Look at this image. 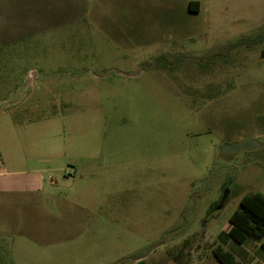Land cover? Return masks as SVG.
Instances as JSON below:
<instances>
[{
  "label": "rangeland",
  "instance_id": "obj_1",
  "mask_svg": "<svg viewBox=\"0 0 264 264\" xmlns=\"http://www.w3.org/2000/svg\"><path fill=\"white\" fill-rule=\"evenodd\" d=\"M34 3L9 23L0 264L260 248L227 232L240 199L264 194V0Z\"/></svg>",
  "mask_w": 264,
  "mask_h": 264
},
{
  "label": "crops",
  "instance_id": "obj_2",
  "mask_svg": "<svg viewBox=\"0 0 264 264\" xmlns=\"http://www.w3.org/2000/svg\"><path fill=\"white\" fill-rule=\"evenodd\" d=\"M29 2L30 0H0V102L9 93V23L13 22L11 19L14 16L13 14L23 13L26 10L37 12L38 4H29ZM31 6H34V8L27 9ZM0 161L4 163L7 160H2L1 158ZM10 172L6 169H0V212L3 214L9 212V194L15 189L13 181L10 178L7 180V177L11 175ZM6 218L9 219V217ZM1 230L0 234L2 233ZM248 241L249 238L239 245H244ZM249 243L244 245V247L241 246V248L229 252L241 264H264V254L261 252V247L258 248L256 245V248L253 249L249 246L252 243Z\"/></svg>",
  "mask_w": 264,
  "mask_h": 264
},
{
  "label": "trees",
  "instance_id": "obj_3",
  "mask_svg": "<svg viewBox=\"0 0 264 264\" xmlns=\"http://www.w3.org/2000/svg\"><path fill=\"white\" fill-rule=\"evenodd\" d=\"M199 4L196 1L188 3L190 12H197ZM230 228L228 237L237 244L249 238L259 241L264 236V194L251 192L244 195L236 209L229 217ZM264 250V242L260 243ZM213 256L220 264H241L234 256L222 247L217 246L212 250ZM135 264H146L142 259L136 260Z\"/></svg>",
  "mask_w": 264,
  "mask_h": 264
},
{
  "label": "water",
  "instance_id": "obj_4",
  "mask_svg": "<svg viewBox=\"0 0 264 264\" xmlns=\"http://www.w3.org/2000/svg\"><path fill=\"white\" fill-rule=\"evenodd\" d=\"M225 196H226V192L223 194V197H222V199H221V202L224 200ZM221 208H222V203L219 204V205L216 207V209H221Z\"/></svg>",
  "mask_w": 264,
  "mask_h": 264
},
{
  "label": "flooded vegetation",
  "instance_id": "obj_5",
  "mask_svg": "<svg viewBox=\"0 0 264 264\" xmlns=\"http://www.w3.org/2000/svg\"><path fill=\"white\" fill-rule=\"evenodd\" d=\"M226 192V196H225V198H224V200L221 202V200H220V204L222 203V207H223V205H224V203H225V201H226V199H227V195H228V191L226 190L225 191ZM223 197V196H222ZM222 199V198H221Z\"/></svg>",
  "mask_w": 264,
  "mask_h": 264
}]
</instances>
